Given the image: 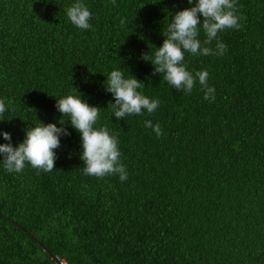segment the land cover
Listing matches in <instances>:
<instances>
[{"label":"trees","instance_id":"16d2710c","mask_svg":"<svg viewBox=\"0 0 264 264\" xmlns=\"http://www.w3.org/2000/svg\"><path fill=\"white\" fill-rule=\"evenodd\" d=\"M82 2L88 30L67 17L76 0H0V144L7 131L18 146L41 122L62 119L70 133L51 172L10 173L0 155V264H264V0H237L242 27L218 33L223 55L184 54L193 75L209 73L214 101L142 59L188 0ZM113 70L140 80L158 109L117 120ZM68 95L101 108L95 127L117 137L126 181L84 174L80 133L56 108Z\"/></svg>","mask_w":264,"mask_h":264},{"label":"clouds","instance_id":"9594fccd","mask_svg":"<svg viewBox=\"0 0 264 264\" xmlns=\"http://www.w3.org/2000/svg\"><path fill=\"white\" fill-rule=\"evenodd\" d=\"M111 3L115 6L116 0H111ZM188 3L192 7L175 13L174 19L163 33V45L158 47L154 56L145 54L142 59L154 65L153 75L162 74L163 80L177 91L190 94L198 81L204 92V99L214 101L216 90L208 84L209 73L205 70L197 71L193 75L184 64V54L188 52L194 56H209L223 55L227 51V46L218 40V33L242 27L239 23L241 17L236 15L237 0H188ZM66 14L77 28H92L89 23L91 13L82 0H76V3L67 8ZM120 24L125 25L126 19H121ZM201 28L205 37L203 42L198 38ZM213 41H216L215 50L211 47ZM106 77V91L113 95L115 101L109 102L108 107L117 120L131 115H143L145 110L151 115L158 109V99L150 100L138 91L144 84L137 78H125L120 70H113ZM56 108L62 116L70 118L71 126L80 133L83 148L80 158L84 162V174L98 178L118 175L122 182L126 181L128 175L120 159L117 137L110 135L107 126L95 127L101 108L90 106L81 96L73 95L57 100ZM6 110L5 102L0 100V115ZM59 123L64 125L62 119ZM62 126L41 122L40 125L27 130L25 139L16 147L10 143L11 133L3 132V138L9 141L0 144V155L3 156L5 170L21 173L27 163L43 172L53 171L57 159L54 150L60 147V136L70 135ZM144 126L153 129L157 137L163 135L160 125H153L151 120H145Z\"/></svg>","mask_w":264,"mask_h":264},{"label":"water","instance_id":"95a60500","mask_svg":"<svg viewBox=\"0 0 264 264\" xmlns=\"http://www.w3.org/2000/svg\"><path fill=\"white\" fill-rule=\"evenodd\" d=\"M44 249L48 250L49 249L47 247H44ZM51 253V252H50ZM54 259L58 262V264H64L57 256L53 255Z\"/></svg>","mask_w":264,"mask_h":264}]
</instances>
